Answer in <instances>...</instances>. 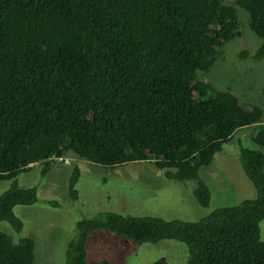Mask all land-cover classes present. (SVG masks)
<instances>
[{
  "label": "trees",
  "instance_id": "16d2710c",
  "mask_svg": "<svg viewBox=\"0 0 264 264\" xmlns=\"http://www.w3.org/2000/svg\"><path fill=\"white\" fill-rule=\"evenodd\" d=\"M225 1L248 11L261 39L253 57L264 67V0H0V180L11 181L0 193V221L19 233L15 205L58 206L16 176L38 164L43 177L66 152L109 168L152 159L167 179L192 180L206 207L199 170L233 132L257 125L251 140L264 146V103L244 106L202 77L239 34L236 7ZM239 161L254 197L193 221L100 211L76 221L64 264H112L86 258L96 230L135 244L182 242L186 264H264V155L240 147ZM79 173L74 165L72 200ZM33 259L32 236L14 241L0 231V264Z\"/></svg>",
  "mask_w": 264,
  "mask_h": 264
},
{
  "label": "rangeland",
  "instance_id": "374dc122",
  "mask_svg": "<svg viewBox=\"0 0 264 264\" xmlns=\"http://www.w3.org/2000/svg\"><path fill=\"white\" fill-rule=\"evenodd\" d=\"M225 3L236 7L239 34L224 44L202 77L217 89L231 91L244 106H262L264 67L262 60L253 57L261 39L249 28L248 11L233 2ZM256 130L257 125L236 129L222 144L221 150L214 153L210 163L199 170L200 178L210 189L206 207L199 205L194 197L192 180L167 179L152 159L109 168L66 152L62 158L53 161L43 177L39 175L38 164L16 176L18 186L36 187L39 199L56 200L58 206L42 202L17 204L13 212L23 221L22 230L15 233L5 221H0V231L14 241L32 236L33 264H64L65 247L74 235L76 221L100 211L193 221L215 207L238 204L256 195L255 187L239 161L240 147L259 149L264 155V146L251 140ZM74 165L80 170L75 183L76 200L68 195V180ZM10 182L9 179L0 180V193ZM259 228L260 237L264 238V218L259 222ZM186 249L176 240L135 244L104 230L92 231L86 239L88 260L105 257L112 264H186Z\"/></svg>",
  "mask_w": 264,
  "mask_h": 264
}]
</instances>
